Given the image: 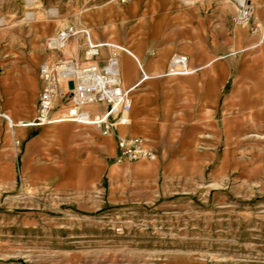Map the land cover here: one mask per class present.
Wrapping results in <instances>:
<instances>
[{"label": "crops", "instance_id": "1", "mask_svg": "<svg viewBox=\"0 0 264 264\" xmlns=\"http://www.w3.org/2000/svg\"><path fill=\"white\" fill-rule=\"evenodd\" d=\"M233 12L207 0H130L101 12L93 38L124 48L121 76L125 86L136 85L129 123L109 135L58 120L61 98L50 123L11 126L5 114L15 122L35 118L43 79L32 57L8 72L0 66V184L83 209L98 202L147 207L183 183L240 169L241 122L264 112V35L234 25ZM108 53L103 47L102 57ZM176 53L187 55L190 72L171 71ZM119 136L146 138L157 159L118 161Z\"/></svg>", "mask_w": 264, "mask_h": 264}, {"label": "rangeland", "instance_id": "2", "mask_svg": "<svg viewBox=\"0 0 264 264\" xmlns=\"http://www.w3.org/2000/svg\"><path fill=\"white\" fill-rule=\"evenodd\" d=\"M207 1L227 4L234 25L264 35L258 17L264 0H245L248 21L238 18L242 0ZM127 2L0 0L1 69L32 57L40 74L42 62L56 57L46 46L49 36L72 24L94 34L102 27L101 12ZM241 124L240 169L183 183L147 207L98 202L83 209L55 194L0 184V261L264 264V112L256 120L245 114Z\"/></svg>", "mask_w": 264, "mask_h": 264}, {"label": "built area", "instance_id": "3", "mask_svg": "<svg viewBox=\"0 0 264 264\" xmlns=\"http://www.w3.org/2000/svg\"><path fill=\"white\" fill-rule=\"evenodd\" d=\"M124 2L130 0H122ZM242 9L240 21L250 19V9L245 0L239 2ZM46 46L55 59H45L40 68L43 88L40 93L35 118L14 121L5 114L11 126L48 124L52 119L54 102L61 98L63 109L58 120H70L88 127L97 128L101 134L109 135L118 126L128 124L133 108V90L136 85L125 86L120 70L119 55L124 48L114 42H97L90 28L69 25L49 36ZM109 48L102 57V48ZM171 71L190 72L188 57L176 53L171 58ZM73 87H70V83ZM106 103L102 112L90 109L96 104ZM117 160H156L157 152L142 136H119Z\"/></svg>", "mask_w": 264, "mask_h": 264}, {"label": "water", "instance_id": "4", "mask_svg": "<svg viewBox=\"0 0 264 264\" xmlns=\"http://www.w3.org/2000/svg\"><path fill=\"white\" fill-rule=\"evenodd\" d=\"M70 87H71V88L73 87V83H72V82L70 83Z\"/></svg>", "mask_w": 264, "mask_h": 264}, {"label": "bare ground", "instance_id": "5", "mask_svg": "<svg viewBox=\"0 0 264 264\" xmlns=\"http://www.w3.org/2000/svg\"><path fill=\"white\" fill-rule=\"evenodd\" d=\"M243 1V0H242ZM54 12H55V10H54ZM57 14H58V12H57ZM1 21V20H0ZM3 22V21H2Z\"/></svg>", "mask_w": 264, "mask_h": 264}]
</instances>
